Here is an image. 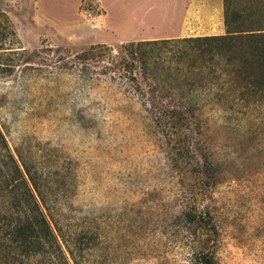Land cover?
<instances>
[{"label":"rangeland","instance_id":"1","mask_svg":"<svg viewBox=\"0 0 264 264\" xmlns=\"http://www.w3.org/2000/svg\"><path fill=\"white\" fill-rule=\"evenodd\" d=\"M230 2L264 26V0ZM198 3L182 34H224L222 0ZM100 10L98 0H0V131L43 184L75 259L198 264L213 250L216 264H264V102L206 108L192 146V117L155 120L118 73L84 77L65 64L119 46ZM196 150L213 179L192 174ZM194 214L217 234L189 223Z\"/></svg>","mask_w":264,"mask_h":264},{"label":"trees","instance_id":"2","mask_svg":"<svg viewBox=\"0 0 264 264\" xmlns=\"http://www.w3.org/2000/svg\"><path fill=\"white\" fill-rule=\"evenodd\" d=\"M230 3L222 0V35L92 45L65 64L84 77L118 73L155 120L192 117V146H200L203 110L264 102V26H251ZM196 153L201 163L192 174L213 179L206 154ZM37 179L18 165L0 131V264H79ZM191 218L217 234L208 214L207 221L200 214ZM198 264H216L214 251L198 254Z\"/></svg>","mask_w":264,"mask_h":264},{"label":"crops","instance_id":"3","mask_svg":"<svg viewBox=\"0 0 264 264\" xmlns=\"http://www.w3.org/2000/svg\"><path fill=\"white\" fill-rule=\"evenodd\" d=\"M98 1L101 10L97 18L120 44L189 37L182 34V23L187 12L199 4L198 0Z\"/></svg>","mask_w":264,"mask_h":264}]
</instances>
